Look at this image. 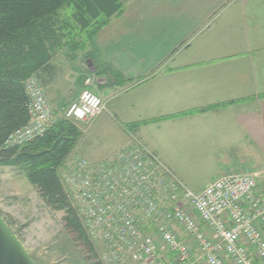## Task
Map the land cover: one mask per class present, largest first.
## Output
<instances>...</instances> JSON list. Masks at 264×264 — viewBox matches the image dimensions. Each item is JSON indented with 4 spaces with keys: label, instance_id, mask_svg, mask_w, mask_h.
<instances>
[{
    "label": "crops",
    "instance_id": "0c3cea01",
    "mask_svg": "<svg viewBox=\"0 0 264 264\" xmlns=\"http://www.w3.org/2000/svg\"><path fill=\"white\" fill-rule=\"evenodd\" d=\"M171 1L125 0L124 11L82 47L90 72L98 70L97 63L110 70L97 78L106 96L119 87L129 93L114 110L123 136L109 158L130 143L133 129L182 180L177 164L199 161L201 148L209 144L206 158L214 174L199 190L226 173L264 170V0H238V21L228 25L229 30L236 25L235 38L227 26L223 43L209 40L193 52L184 50L178 60L168 59L170 53L158 61L136 56L153 26L165 25L162 19L209 16L224 2ZM82 137L68 158L88 156Z\"/></svg>",
    "mask_w": 264,
    "mask_h": 264
},
{
    "label": "built area",
    "instance_id": "2783aa9c",
    "mask_svg": "<svg viewBox=\"0 0 264 264\" xmlns=\"http://www.w3.org/2000/svg\"><path fill=\"white\" fill-rule=\"evenodd\" d=\"M28 123L6 145H23L56 116L39 78L25 80ZM103 98L84 90L65 117L93 120ZM110 159L74 155L60 167L61 183L103 258L125 264H264V170L223 174L200 192L190 188L134 130ZM172 261H169V257Z\"/></svg>",
    "mask_w": 264,
    "mask_h": 264
},
{
    "label": "rangeland",
    "instance_id": "374dc122",
    "mask_svg": "<svg viewBox=\"0 0 264 264\" xmlns=\"http://www.w3.org/2000/svg\"><path fill=\"white\" fill-rule=\"evenodd\" d=\"M175 1H171V4ZM238 8V0H224L221 4L217 3L215 12L209 16L186 15L183 18L162 19L165 25H154L152 32L145 36L141 51L135 54L140 57L143 53L147 58L158 61L166 59L170 53L168 59L172 61L181 58L184 50H187L186 53L193 52L200 44L208 45L211 40L223 43L227 26L238 21ZM69 14L68 6L59 14V21L68 26L69 33L63 38L64 45L57 51L54 59L58 66L55 77L44 81L42 77L35 75L46 92L56 118L65 116L67 107L84 90H90L103 98L106 109L101 114L92 121L76 122L85 131L81 140L84 153L91 158L97 157L99 161L110 159L109 155L118 149L123 136L114 110L121 108L122 102L129 99V93L120 87L109 90L108 96L103 93L102 86L98 84V73H109L110 70L98 66L100 63L95 65V68L99 67L95 72L87 69L86 57L82 53L86 48L78 49L83 45L87 34L71 30L68 25ZM228 33L234 38L238 36L236 25H233ZM201 149L203 156L196 157L199 161L189 162L182 157L184 162L177 164L180 166L183 181L196 192L201 191L199 189L205 185V180L214 174V169L208 166L206 158L211 146L206 144ZM88 156L85 157L89 158ZM246 157L252 158L250 154ZM248 171L250 169L243 172ZM197 172L199 174H196ZM0 216L35 264H111L103 258L102 245L91 240L94 250L90 251L78 240L76 234L64 227V212L50 208L37 188L29 182L26 174L14 166H0ZM167 260L172 261V257ZM125 264L147 263L136 256L126 258Z\"/></svg>",
    "mask_w": 264,
    "mask_h": 264
},
{
    "label": "trees",
    "instance_id": "16d2710c",
    "mask_svg": "<svg viewBox=\"0 0 264 264\" xmlns=\"http://www.w3.org/2000/svg\"><path fill=\"white\" fill-rule=\"evenodd\" d=\"M67 6L71 30L87 34L80 49L124 11L125 0H0V166L25 173L46 204L64 212V227L93 251L59 176L83 135L78 123L57 117L44 134L23 145H6L8 137L30 119L25 80L37 74L50 81L57 73L53 57L69 33L59 14Z\"/></svg>",
    "mask_w": 264,
    "mask_h": 264
},
{
    "label": "water",
    "instance_id": "95a60500",
    "mask_svg": "<svg viewBox=\"0 0 264 264\" xmlns=\"http://www.w3.org/2000/svg\"><path fill=\"white\" fill-rule=\"evenodd\" d=\"M91 66H93L92 62ZM0 264H35L0 216Z\"/></svg>",
    "mask_w": 264,
    "mask_h": 264
}]
</instances>
